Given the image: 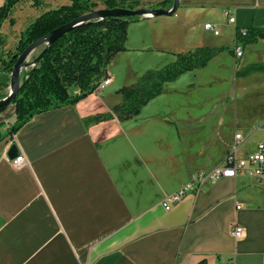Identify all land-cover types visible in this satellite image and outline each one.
<instances>
[{
    "label": "crops",
    "instance_id": "0c3cea01",
    "mask_svg": "<svg viewBox=\"0 0 264 264\" xmlns=\"http://www.w3.org/2000/svg\"><path fill=\"white\" fill-rule=\"evenodd\" d=\"M69 3L51 0L45 11ZM15 10L14 24L7 20L1 29L7 41L14 39ZM207 22L221 34L205 30ZM227 24L230 41H220ZM251 24L264 26V0H181L171 16L131 23L127 50L107 66L108 85L75 105L36 114L6 137L0 144V264H264V182L222 177L165 207L168 196L225 164L237 133L243 135L239 158L264 143V115L210 119L224 107L218 100L209 109L193 103L195 94L202 101L212 95L209 87L241 82L238 69L264 61V39L242 47L240 57L223 51L165 83L134 118L84 121L121 102L119 89L145 71L198 47H234L236 27ZM245 50L252 59L241 63ZM213 95L223 101L226 90ZM15 118L12 103L0 112V130ZM19 156L24 160L13 164ZM235 225L244 229L242 238L233 235Z\"/></svg>",
    "mask_w": 264,
    "mask_h": 264
},
{
    "label": "trees",
    "instance_id": "16d2710c",
    "mask_svg": "<svg viewBox=\"0 0 264 264\" xmlns=\"http://www.w3.org/2000/svg\"><path fill=\"white\" fill-rule=\"evenodd\" d=\"M21 0H5L0 6V48L7 44L1 32L4 23L10 20ZM105 8L137 9L142 0H70L56 8L44 11L22 32L14 51L0 54V99L8 95L11 73L16 59L33 42L45 37L54 29L65 25L81 15L96 10L99 4ZM173 0H163L158 8H171ZM141 17H106L103 20H91L69 30L52 45L41 46L32 60L43 53L40 62L22 71V83L14 99L16 118L5 130H0V144L6 137H12L36 114L75 105L96 91L97 85L107 75V66L118 53L126 51L128 28ZM264 39V26L251 24L236 27L234 47L202 46L193 51L179 53L175 61L159 69L145 71L137 80L119 89L122 100L108 112L98 113L85 118L86 123H96L108 119L119 121L137 116L145 105L159 96L167 82L176 80L181 74L205 67L219 53L228 51L236 54V47L243 48ZM255 72H264V61L250 63L237 71V76L244 77ZM77 87L78 93H71L70 88ZM8 106L0 107V112ZM4 123H0V129ZM197 264H208L203 260Z\"/></svg>",
    "mask_w": 264,
    "mask_h": 264
},
{
    "label": "rangeland",
    "instance_id": "374dc122",
    "mask_svg": "<svg viewBox=\"0 0 264 264\" xmlns=\"http://www.w3.org/2000/svg\"><path fill=\"white\" fill-rule=\"evenodd\" d=\"M163 0H142V5L140 7H148V8H158L156 7L159 2ZM51 3V0H21L20 3L16 7V13H18V21L16 25V31L13 32L10 30V34L13 35L14 39L11 38L7 41V44L5 47L0 48V54L2 52H6L8 50L14 51L17 46V41L20 35V30L24 28L29 21L32 22L37 16L42 14L46 8L47 3ZM105 8V5L100 3L99 7ZM223 16V13L221 12L220 17ZM149 17L143 18L141 17L140 21H147ZM132 22V23H138ZM227 22V20L225 21ZM230 25V24H229ZM227 24L228 27H226V33L224 36L220 39L224 41H230V32L231 29ZM18 27V28H17ZM249 46V45H247ZM40 48L36 49L34 52L35 55ZM251 55H253V52H249L245 50V56L241 58V63L244 62L247 58H251ZM32 60V56L30 58ZM240 68V67H238ZM264 72H256L252 73L246 77L238 78L241 82H235L234 85L229 84V78L227 79V86H220V88H217V85H214L213 87H209L208 91L209 94L212 93V95H209L208 98L204 99L203 101L200 98V95L195 94L193 98L194 104H201L203 105L205 109H209V106L214 103L215 100H218V103H220L224 107H220L214 111L211 112L210 119H217L219 116L226 118V120L234 121L237 120V116H241L243 120L249 119L250 115L252 114V118L255 119L257 117L264 115ZM130 85V84H128ZM219 86V85H218ZM219 89L220 92L223 90H226V95L224 96V100H221V96H214L213 93ZM10 86L6 88L5 91H9ZM96 92V91H95ZM201 100V101H199ZM199 101V102H198ZM220 105V106H221ZM237 115V116H236ZM223 117V118H224ZM213 121V120H212ZM11 125V123H9Z\"/></svg>",
    "mask_w": 264,
    "mask_h": 264
},
{
    "label": "built area",
    "instance_id": "2783aa9c",
    "mask_svg": "<svg viewBox=\"0 0 264 264\" xmlns=\"http://www.w3.org/2000/svg\"><path fill=\"white\" fill-rule=\"evenodd\" d=\"M228 22L230 24H235L236 17L228 14ZM204 29L213 33L215 36H219L221 34L220 28L216 24L211 22L205 23ZM242 54V46H237V57L242 56ZM110 81L111 79L108 76L103 78L97 85L96 91L102 90L106 85L110 83ZM242 138L243 135L241 133L236 134L237 143L235 144L233 151L228 155L224 165L216 167L210 173H201L196 176L188 185L168 196L165 200V207L167 209H170L171 203L181 200L188 190H193L198 185H201L205 182H215L222 177L236 178L239 174H243L250 178H254L258 181L264 182V143H259L257 150L253 153L248 154L244 158H239L237 154L239 150V143ZM23 160L24 156H19L13 161V164L19 165ZM238 207L240 208V206ZM233 235L236 238H242L244 236V229L240 226L235 225V227H233Z\"/></svg>",
    "mask_w": 264,
    "mask_h": 264
},
{
    "label": "water",
    "instance_id": "95a60500",
    "mask_svg": "<svg viewBox=\"0 0 264 264\" xmlns=\"http://www.w3.org/2000/svg\"><path fill=\"white\" fill-rule=\"evenodd\" d=\"M181 0H173V5L171 8H148V7H139L137 9L131 8H100L93 10L91 12L85 13L80 17L74 19L73 21L62 25L53 31H51L45 37L38 39L37 41L30 44L23 53L20 55H14L13 59H16V63L14 64L13 71L11 73V82H10V90L8 95L2 99H0V107L9 106L14 102L15 97L19 93L21 83H22V71L34 66L36 63L40 62L43 57V53H41L38 57L31 60V56L34 51L41 46L52 45L55 41L65 35L69 30L73 27L85 23L91 20H103L106 17H134L139 16L143 18L161 16V15H173L178 8L180 7ZM19 154L18 147L13 145L9 151V155L11 157H15Z\"/></svg>",
    "mask_w": 264,
    "mask_h": 264
}]
</instances>
